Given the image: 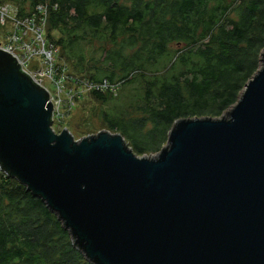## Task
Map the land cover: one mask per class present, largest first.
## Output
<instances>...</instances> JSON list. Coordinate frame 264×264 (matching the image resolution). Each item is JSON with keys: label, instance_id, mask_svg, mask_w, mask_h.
<instances>
[{"label": "water", "instance_id": "obj_1", "mask_svg": "<svg viewBox=\"0 0 264 264\" xmlns=\"http://www.w3.org/2000/svg\"><path fill=\"white\" fill-rule=\"evenodd\" d=\"M228 117L179 120L158 154L53 128L50 93L0 49V170L93 264H264V53Z\"/></svg>", "mask_w": 264, "mask_h": 264}, {"label": "trees", "instance_id": "obj_2", "mask_svg": "<svg viewBox=\"0 0 264 264\" xmlns=\"http://www.w3.org/2000/svg\"><path fill=\"white\" fill-rule=\"evenodd\" d=\"M0 1L16 3L23 15L44 7L60 58L86 83L118 91L122 80L121 94L137 84L141 100L129 90L125 99L138 115L119 108L124 102L111 89L91 95L114 103L103 122L140 156L160 153L179 120L226 116L261 67L264 0ZM0 264L93 263L60 217L7 177L0 183Z\"/></svg>", "mask_w": 264, "mask_h": 264}, {"label": "built area", "instance_id": "obj_3", "mask_svg": "<svg viewBox=\"0 0 264 264\" xmlns=\"http://www.w3.org/2000/svg\"><path fill=\"white\" fill-rule=\"evenodd\" d=\"M47 16V10L42 6L28 15H22L16 3L0 1V32L11 28L6 33V45L0 43V49L15 55L21 68L50 93L51 102L54 105V124L59 116L58 100L52 95L50 87L62 91L69 77L67 68L60 66V55L58 58L54 57L57 53L59 54L57 45L50 38H48L49 42L46 41ZM31 32L36 36L28 39ZM85 85L92 92L93 90L102 91L106 84L97 86L85 82Z\"/></svg>", "mask_w": 264, "mask_h": 264}, {"label": "rangeland", "instance_id": "obj_4", "mask_svg": "<svg viewBox=\"0 0 264 264\" xmlns=\"http://www.w3.org/2000/svg\"><path fill=\"white\" fill-rule=\"evenodd\" d=\"M4 3H10V2H4ZM10 30L11 28H7L5 32H0V43L6 45L7 43L6 33ZM49 35L52 37H55V39L60 38L59 33L52 32ZM35 36L36 34L31 32L28 35V39H33ZM48 38L49 36L47 33L46 41L49 42ZM87 48L89 52L97 53L94 47L90 48L87 45ZM54 57L58 58L59 54L57 53ZM59 61H61L60 66L67 68V76L69 77V80H67L64 83L62 87V91H59L57 88L50 87L52 95L56 97V100H58L59 116L57 117V119L55 120L53 124V128L55 129V131L57 133H61L66 128L75 138V140H82L83 138L89 135H92V136L96 135L102 129L105 131H109L112 134H120L119 132L111 131L109 127L103 122L104 116L106 114H111L113 112L114 103L102 104L98 102L97 98L92 97L91 92L89 91V88L85 85L84 78L76 74L73 68L71 69L68 63L64 61L63 59H61L60 57H59ZM258 72L259 71H257V73ZM117 83L119 84L118 91L117 89H114L115 86L109 87L108 83H105L106 85L102 89V92H106L107 90L111 89L112 92L114 93V96L118 98L120 96L118 100L124 102L123 103L124 105L120 106L119 108L125 107V106H131L129 108L130 109L129 114L138 115L139 113L136 111L135 104L133 105L129 104L131 102V99L129 101L125 99V94L127 90H129L134 97L136 95L137 100H139V98L141 100L143 91L137 92L139 90L136 84L134 86H131V89L126 88L123 94H121V91H122L121 89L122 87L125 86L126 83L122 80L118 81ZM244 90L242 91V93L244 92ZM227 114L228 112L225 114L226 115L225 119L228 117ZM165 146H167V144ZM156 154H152V155H156ZM152 155H149V156H152ZM141 156L143 157V155ZM144 156H148V155H144ZM6 178H7L6 174H4L0 170V183L5 182ZM10 180L12 179L10 178Z\"/></svg>", "mask_w": 264, "mask_h": 264}, {"label": "flooded vegetation", "instance_id": "obj_5", "mask_svg": "<svg viewBox=\"0 0 264 264\" xmlns=\"http://www.w3.org/2000/svg\"><path fill=\"white\" fill-rule=\"evenodd\" d=\"M21 11V10H20ZM22 13V12H21ZM31 12H29V13H27V14H24V15H28V14H30ZM23 15V14H22Z\"/></svg>", "mask_w": 264, "mask_h": 264}, {"label": "bare ground", "instance_id": "obj_6", "mask_svg": "<svg viewBox=\"0 0 264 264\" xmlns=\"http://www.w3.org/2000/svg\"><path fill=\"white\" fill-rule=\"evenodd\" d=\"M232 108H233V107H232ZM232 108H231V109H232Z\"/></svg>", "mask_w": 264, "mask_h": 264}]
</instances>
